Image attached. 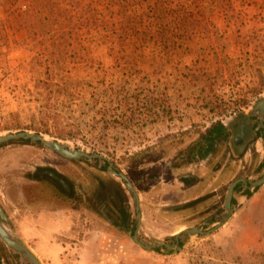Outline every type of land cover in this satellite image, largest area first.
Instances as JSON below:
<instances>
[{"label": "rangeland", "instance_id": "1", "mask_svg": "<svg viewBox=\"0 0 264 264\" xmlns=\"http://www.w3.org/2000/svg\"><path fill=\"white\" fill-rule=\"evenodd\" d=\"M263 99L264 0H0V136L34 138L0 147V220L42 264H264V131L235 143Z\"/></svg>", "mask_w": 264, "mask_h": 264}, {"label": "flooded vegetation", "instance_id": "2", "mask_svg": "<svg viewBox=\"0 0 264 264\" xmlns=\"http://www.w3.org/2000/svg\"><path fill=\"white\" fill-rule=\"evenodd\" d=\"M262 101H264V99L263 100H261L257 105H256V107H255V109H254V111H252L251 113H250V115H245V116H242V117H239L238 118V120H236V128H235V131H236V135H235V143H237V144H240V147H242L246 142H247V140H249L253 135L255 136V138H258V137H260L258 134H257V131L258 130H263L264 131V109H261V108H257V106L262 102ZM257 120H258V125H255V123H257ZM225 127V126H224ZM213 128V127H212ZM212 128L209 130V131H211L212 130ZM226 128V127H225ZM209 131H208V133H207V136L205 137V140L207 141V142H210L211 143V141L212 140H216L219 136H227L226 134H225V131H226V129L225 130H222V131H220V134H217L216 132H214V133H210L209 134ZM20 139H28L27 137H22V138H20ZM12 140H14V139H11V140H9V141H7V142H10V141H12ZM7 142H5V143H7ZM5 143H2L1 145H0V147L3 145V144H5ZM62 147V146H61ZM262 147H263V151H264V135H263V137H262ZM49 148H53V149H55L54 147H49ZM64 148V147H63ZM64 149H66V148H64ZM68 150V149H67ZM55 151H57V150H55ZM68 151H70V150H68ZM57 152H59V151H57ZM70 152H72V153H81V155L80 156H78V157H67V156H65V155H63L61 152H59L61 155H63L64 157H67V158H71V159H74V158H79V157H87V155L86 154H84V153H82V152H76V151H70ZM264 158V157H263ZM44 174L43 175H48L51 179H54L55 181H57L59 184H61V185H63L64 187H65V189H67V187H68V185L65 183V181L60 177V176H58V175H56L54 172H52L51 170L49 171V170H47L46 172H43ZM111 173L113 174V175H115L116 177H120L121 179H123L122 178V176H125V175H123V174H119V173H117V172H115V171H111ZM126 177V176H125ZM123 180H125V179H123ZM125 181H127V178H126V180ZM235 182H237V184H246V181H245V179H238V180H236ZM234 182V183H235ZM233 183V184H234ZM129 184V183H128ZM232 184V185H233ZM237 184L235 185V187H234V191H235V188L237 187ZM231 185V186H232ZM264 186V177L262 178V179H260V180H258V181H255L252 185H251V189H253V190H257L258 188H260V187H263ZM231 188V187H230ZM229 191H230V189H229ZM234 191H233V194H234ZM229 194V193H228ZM228 197V196H227ZM232 199H233V196H232ZM232 201V200H231ZM231 203V202H230ZM0 219H3V220H5V216H4V211H3V209H2V207H1V205H0ZM0 226L3 228V230L7 233V235H8V237H9V239L10 240H12L14 243H16V245H17V247H12V246H10L3 238H2V236L0 235V238L3 240V242L8 246V247H10V248H12V249H14V250H16V251H18V252H20V253H23L24 254V256L26 257V258H28V260L31 262V264H33L32 263V261L30 260V258L28 257V255L26 254V252H25V250H27V251H29L25 246H23V245H20V243H18L16 240H14L13 239V237L9 234V232H8V230L5 228V226H4V224H3V222L0 220ZM160 246V245H159ZM155 248H157V247H155ZM162 250V249H161ZM30 252V251H29ZM31 253V252H30ZM31 254H33V253H31ZM34 255V254H33ZM35 256V255H34ZM36 257V256H35ZM37 258V257H36ZM38 259V258H37ZM39 260V259H38ZM40 262V261H39ZM41 263V262H40ZM42 264V263H41Z\"/></svg>", "mask_w": 264, "mask_h": 264}, {"label": "water", "instance_id": "3", "mask_svg": "<svg viewBox=\"0 0 264 264\" xmlns=\"http://www.w3.org/2000/svg\"><path fill=\"white\" fill-rule=\"evenodd\" d=\"M257 108H261V109H264V101H262L258 106ZM22 137H27V138H30L32 139L33 136L30 135V134H26V133H19L17 135H14V134H9V135H6V136H0V145L2 143H5L11 139H17V138H22ZM34 139V138H33ZM36 140H39V141H42L43 144L46 146V147H54L55 150L61 152L63 155L67 156V157H78L81 155V153H72L70 151H68L67 149H64L63 147H61V145H59L58 143H51L45 139H43L41 136H38L35 138ZM123 179L126 180V177L125 176H122ZM237 184V182H235L231 188H230V191H229V194H228V197H227V204H230L231 200H232V196H233V191H234V187L235 185ZM129 188L130 189H133L132 188V185L129 183L128 184ZM0 235L2 236V238L12 247H17L16 243H14L12 240L9 239L7 233L3 230V228L0 226ZM26 254L28 255V257L30 258V260L32 261L33 264H41L39 262V260L33 255L31 254L29 251L25 250Z\"/></svg>", "mask_w": 264, "mask_h": 264}, {"label": "trees", "instance_id": "4", "mask_svg": "<svg viewBox=\"0 0 264 264\" xmlns=\"http://www.w3.org/2000/svg\"><path fill=\"white\" fill-rule=\"evenodd\" d=\"M222 6V5H221ZM224 6V5H223ZM222 6V7H223ZM51 74H52V69H51V65H47V71H46V82H48L49 80H50V76H51ZM41 122L43 123V124H45V120L42 118L41 119ZM44 126V125H43ZM226 128L224 127V125H222L221 123H218L217 125H215L213 128H212V130L211 131H209V134L210 133H214V132H216L217 134H220V131H222V130H225ZM37 132H38V134L39 133H48V129H40V128H38L37 129ZM213 141V140H212ZM211 141V142H212ZM205 155H207V151H205V154H204V156ZM171 241H172V245L173 246H176V247H180L181 245H182V241H181V234H179V235H177V236H174V237H172L171 238ZM168 246L166 245V244H163V245H161V246H158L157 248H154V251H157V252H159V251H161V249H165V248H167ZM262 257H264V254H262L261 255Z\"/></svg>", "mask_w": 264, "mask_h": 264}, {"label": "crops", "instance_id": "5", "mask_svg": "<svg viewBox=\"0 0 264 264\" xmlns=\"http://www.w3.org/2000/svg\"><path fill=\"white\" fill-rule=\"evenodd\" d=\"M49 206H51V207L47 208V209L50 208L48 210L47 215L50 216L51 218H53V220L57 221L54 224H58V221H59L60 224H58V225H70L69 229H71L72 220L71 221L68 220V219H70L69 214H72V212H71L72 210H70L71 208L66 207V206H62V205L59 206L56 204H51ZM60 217H62L63 219H59ZM64 217L67 219H64Z\"/></svg>", "mask_w": 264, "mask_h": 264}]
</instances>
